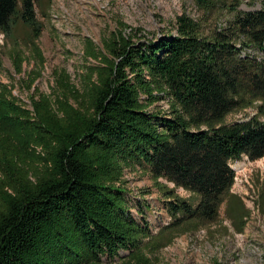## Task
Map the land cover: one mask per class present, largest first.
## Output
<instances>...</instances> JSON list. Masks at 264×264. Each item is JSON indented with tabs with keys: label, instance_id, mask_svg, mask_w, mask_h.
Wrapping results in <instances>:
<instances>
[{
	"label": "trees",
	"instance_id": "16d2710c",
	"mask_svg": "<svg viewBox=\"0 0 264 264\" xmlns=\"http://www.w3.org/2000/svg\"><path fill=\"white\" fill-rule=\"evenodd\" d=\"M192 1L202 16L176 15L174 31L147 37L119 21L102 46L87 44L80 84L60 69L45 93L35 0H0V32L27 25L40 60L22 84L30 107L0 82V264H159L162 247L214 223L226 198L243 229L231 163L264 156V0ZM26 58L13 49L18 72ZM126 169L160 193L169 220L155 232L131 213Z\"/></svg>",
	"mask_w": 264,
	"mask_h": 264
},
{
	"label": "rangeland",
	"instance_id": "374dc122",
	"mask_svg": "<svg viewBox=\"0 0 264 264\" xmlns=\"http://www.w3.org/2000/svg\"><path fill=\"white\" fill-rule=\"evenodd\" d=\"M241 1L243 10L259 8L262 2ZM35 12L41 29L34 43L42 52L43 63L41 76L34 84L45 93L55 84V71L60 69L67 72L74 84H80L78 74L87 64L93 63L83 55L87 44L91 41L102 46L101 39L118 29L119 21L140 28L141 34L151 37L162 31H174L172 24L178 14L193 18L202 16L192 0H35ZM227 18L226 13L221 23ZM29 29L17 22L13 26V36L0 32V82L11 84L12 93L28 107L31 91L22 86L26 83L25 73L40 64L34 45L29 42ZM17 47L27 57L21 72L13 62V49ZM156 104L166 106L162 100ZM252 112L247 108L231 113L227 120L243 118ZM238 161L245 164L242 169L234 167ZM231 166L236 175L230 192L238 195L250 212L243 229L232 222L226 198L214 223L195 234L179 235L162 247L158 252L159 264H213L214 260L221 264H264V156L255 160L245 156ZM124 177L131 213L140 220L142 213L137 211L143 212L152 232L157 231L169 217L151 178L129 169L125 170ZM178 191L187 195L180 188Z\"/></svg>",
	"mask_w": 264,
	"mask_h": 264
},
{
	"label": "bare ground",
	"instance_id": "6f19581e",
	"mask_svg": "<svg viewBox=\"0 0 264 264\" xmlns=\"http://www.w3.org/2000/svg\"><path fill=\"white\" fill-rule=\"evenodd\" d=\"M244 166H245V164H244L243 162H240V161H238V162H236V163L234 164V167H235L236 169H242Z\"/></svg>",
	"mask_w": 264,
	"mask_h": 264
},
{
	"label": "built area",
	"instance_id": "2783aa9c",
	"mask_svg": "<svg viewBox=\"0 0 264 264\" xmlns=\"http://www.w3.org/2000/svg\"><path fill=\"white\" fill-rule=\"evenodd\" d=\"M245 52H250V53H256L257 51H256V49H253V48H248V49H245L243 52H242V54H244Z\"/></svg>",
	"mask_w": 264,
	"mask_h": 264
}]
</instances>
